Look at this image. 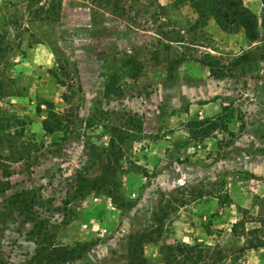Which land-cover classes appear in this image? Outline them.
I'll return each instance as SVG.
<instances>
[{"label": "rangeland", "instance_id": "obj_1", "mask_svg": "<svg viewBox=\"0 0 264 264\" xmlns=\"http://www.w3.org/2000/svg\"><path fill=\"white\" fill-rule=\"evenodd\" d=\"M243 2L257 43L189 0H0V264H129L132 235L144 264H264V61L208 67L262 46Z\"/></svg>", "mask_w": 264, "mask_h": 264}, {"label": "trees", "instance_id": "obj_2", "mask_svg": "<svg viewBox=\"0 0 264 264\" xmlns=\"http://www.w3.org/2000/svg\"><path fill=\"white\" fill-rule=\"evenodd\" d=\"M264 5V0H260ZM192 9L197 13L198 18L194 23V27H203L206 25L208 19H214L216 24L220 29L226 33H233L238 29H243L246 33L247 38L253 42H259V32H258V21L256 15L244 5L243 0H189ZM31 48V47H30ZM57 63L60 70H64V76L74 78L73 74L69 71L68 64L63 66L60 64V60L57 58ZM258 61H264V42L262 46H258L255 50L244 51L239 55L233 56L227 66H215L208 64L210 69V75L215 78H222L226 76H235L234 71L249 72L257 66ZM130 63H135L134 60H128ZM132 75L137 77L135 70L132 71ZM55 77L58 83L66 88H69L71 85L61 80L57 74ZM62 99L68 103L69 99L67 94L62 95ZM113 130H116L113 128ZM24 129L21 130V133H24ZM208 133L205 135L207 136ZM10 147H14L12 140L13 135L6 134L4 135ZM111 153L114 152L113 148L115 144L113 141L109 143ZM117 163L119 162L116 161ZM110 162L107 161L106 166L104 167V175L108 177L114 176V168L109 166ZM113 170V171H112ZM112 171V172H111ZM264 224V218L261 220ZM238 224V223H237ZM242 223H240L241 225ZM136 235L130 236L129 244V264H144L143 254L140 252V244L142 242L141 238ZM259 242V241H258ZM88 243H78L74 247L61 246L60 248L54 247L45 259L48 260V264H66L68 261H74L81 258L82 253L88 252L90 247ZM183 247H187V244L180 243L177 246H168V249L173 252L180 248V251ZM252 249L264 248V242H259L251 246ZM45 256V254L43 255Z\"/></svg>", "mask_w": 264, "mask_h": 264}, {"label": "crops", "instance_id": "obj_3", "mask_svg": "<svg viewBox=\"0 0 264 264\" xmlns=\"http://www.w3.org/2000/svg\"><path fill=\"white\" fill-rule=\"evenodd\" d=\"M29 51H28V58H27V60L29 61V62H31V61H33V63H35V62H43V61H47V62H49V63H52V61H53V58H49L48 56L47 57H44L43 55H41V54H37V53H35V50H37V48H30V49H28ZM36 60V61H35Z\"/></svg>", "mask_w": 264, "mask_h": 264}]
</instances>
